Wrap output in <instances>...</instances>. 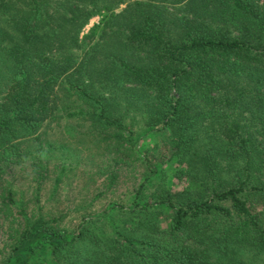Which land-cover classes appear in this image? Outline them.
I'll return each instance as SVG.
<instances>
[{"label":"trees","instance_id":"16d2710c","mask_svg":"<svg viewBox=\"0 0 264 264\" xmlns=\"http://www.w3.org/2000/svg\"><path fill=\"white\" fill-rule=\"evenodd\" d=\"M63 112L106 164L74 230L41 204ZM18 165L0 264H264V0H0V176Z\"/></svg>","mask_w":264,"mask_h":264},{"label":"rangeland","instance_id":"374dc122","mask_svg":"<svg viewBox=\"0 0 264 264\" xmlns=\"http://www.w3.org/2000/svg\"><path fill=\"white\" fill-rule=\"evenodd\" d=\"M97 20L98 17L91 19L83 29L84 32ZM156 135L150 136L151 139L145 138L143 146L152 147L155 144H161V138ZM100 136L99 130L94 127L90 128L87 123H81L75 117L67 116L66 112L65 114L63 112L41 127V142L39 140L31 142V144L40 142L39 151L45 157L49 167L41 204L49 215L62 217V225L69 230H74L80 221V216L84 211L82 206H87L90 192L104 188L105 176L102 171L106 168V164L103 148L97 143ZM29 170V167L18 165L13 169L12 175L2 174L0 176V198L6 186L11 183L17 192V198L25 196L30 201V189L33 183H30ZM60 174L61 184L54 190L55 178ZM133 180L134 174L127 172L122 181H119L120 185L115 193H108L101 203L93 204L91 210L100 209L109 200L120 196L125 198L122 193L128 190ZM53 191H56L54 195H52ZM29 204L31 206V202Z\"/></svg>","mask_w":264,"mask_h":264},{"label":"crops","instance_id":"0c3cea01","mask_svg":"<svg viewBox=\"0 0 264 264\" xmlns=\"http://www.w3.org/2000/svg\"><path fill=\"white\" fill-rule=\"evenodd\" d=\"M93 19V18H92Z\"/></svg>","mask_w":264,"mask_h":264}]
</instances>
